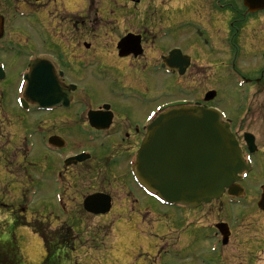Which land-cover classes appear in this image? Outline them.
Here are the masks:
<instances>
[{
  "label": "flooded vegetation",
  "instance_id": "flooded-vegetation-1",
  "mask_svg": "<svg viewBox=\"0 0 264 264\" xmlns=\"http://www.w3.org/2000/svg\"><path fill=\"white\" fill-rule=\"evenodd\" d=\"M171 2L167 0L168 5ZM180 2L181 9L150 14L148 19L160 18L170 29L157 48V43L148 42L147 25L124 33L110 55L104 48L91 49L93 59L86 53L81 58L77 55L72 36L59 45L53 31H49L53 34L50 43L43 42L41 50L34 47L36 55L27 59L42 60L52 69L55 81L71 90L62 95L68 100L67 106L62 101L51 111L38 110L35 105H30V110L40 116L49 112L55 127L66 122L67 135H58L66 142L62 148L52 149L56 164L53 173L40 172L36 178L28 174V186L24 184L20 192L8 190L4 199L9 202L0 203V264H246L236 261V252L256 242L237 240L232 221L238 215L232 214L231 207L242 211L251 205V194H264V9L254 5L251 9L245 0ZM5 3H15V10L8 15L0 13V57L14 54V61H22L21 48L29 45L27 33L33 28L22 24L14 12L25 10L48 18L56 0H0V4ZM128 3L135 8L141 4L140 0ZM36 6L40 10L34 11ZM89 6L88 22L92 13ZM64 11L70 14L60 8V15ZM16 18L19 21L13 20ZM188 24L194 26L192 33ZM129 34L139 37L140 53L122 59L120 40ZM84 47L91 52L90 45ZM174 49L190 57V66L183 74L163 67L164 57ZM96 60L104 74L121 78L123 94L91 95L98 76L87 71L96 67ZM122 61L128 65L123 67ZM27 68L28 64L25 71ZM133 86L150 90L165 86L171 95L141 116L137 106L144 101L139 97L143 95L133 92ZM180 101L211 108L234 138L242 160L250 165L238 174L246 173L247 179L233 188L243 189V198H232L227 190L219 201L189 208L159 204L138 186L131 165L154 123L147 122L149 113L161 104ZM39 123L46 128L43 120ZM74 126L82 133L75 135ZM99 126L105 129H97ZM71 140L84 148L69 153ZM81 153L86 158L76 163L72 158ZM44 184L53 189V198L42 206V199L35 202ZM91 197L94 200L87 204ZM89 208L102 213H90ZM161 223L167 228L162 234L156 233L153 225ZM111 232L116 236L111 237ZM30 238L34 242H29ZM153 239L158 245L156 251ZM256 246L263 250L264 240ZM42 252L44 256H40Z\"/></svg>",
  "mask_w": 264,
  "mask_h": 264
},
{
  "label": "rangeland",
  "instance_id": "rangeland-1",
  "mask_svg": "<svg viewBox=\"0 0 264 264\" xmlns=\"http://www.w3.org/2000/svg\"><path fill=\"white\" fill-rule=\"evenodd\" d=\"M162 3H165V5H162ZM88 5H90L89 11L91 10L92 12L89 15L91 19L90 22L87 20ZM181 6L182 2H180V0L176 2L172 0L169 5L167 4V0H141V4L139 3L136 8L124 0H56V4L48 10V18H44L45 16L33 15L24 10L27 16L25 20H22V24L25 23V26H32L31 28L33 29H31V32L27 33V37L30 41L29 45L22 46L21 48L22 61H14V54H1L0 58V61L5 63V70L9 75L6 81L0 83V203L9 202L8 199H4L8 190L15 189V191L17 190V192H20L24 184L28 186V174L36 178L40 172H46V175H49L55 171V156L47 150L45 143L53 136L67 135V132L64 131V127H67L66 122H64V125L61 123L58 127H55L51 120L53 116L44 115L43 113L40 116L39 113L34 111L28 113L19 109L16 103L19 96L17 89L21 83L20 73L22 72L23 74L25 72L24 68L29 64L27 58L36 55L37 51L35 48L41 50L39 47L44 45L43 42L48 41L50 43V41L53 40V34H50L51 32L49 31H53L54 36L58 37L56 41L59 42V45L63 40H66L68 36H72L76 46V53L77 55L80 54V58L83 53H86L85 56L93 59L92 50L96 47L104 48L107 55H110L111 50H115V45L119 42L120 37L128 30L138 25L140 29L143 25H147L150 33V35L148 34V42L151 44L157 42V46H155V48H157L159 43H163V40L157 41L155 32H160L161 34L162 30L167 32L170 29L167 28V24H165L162 19L160 20V18L148 19L150 18V14H152V11L169 9L176 11L181 9ZM39 8V6H36L33 10L38 11L40 10ZM60 8H64L71 15L65 11L60 15ZM11 10H15V3L0 4V13L2 15H8ZM132 11H137L139 14L137 16H129L130 14L127 12ZM95 12H99V16L96 15ZM50 14H52V16H50ZM173 16L175 17L176 15ZM61 19H63V22ZM61 25L63 28H61ZM67 27L70 28L68 31L66 30ZM188 27L190 33H192L194 26L188 24ZM58 28L59 30H57ZM66 33L68 34L67 36ZM34 44L36 46H34ZM85 44L90 45L91 52H86L88 50L84 47ZM149 47H151L152 50L154 49L151 45ZM130 55L131 53L125 55L121 54V57L124 59L130 57ZM124 63L125 62L122 61L123 67L128 65ZM87 74L98 76L95 77V80L97 79V85H95L93 93L91 92L92 96L96 93L105 97L109 96L110 93L123 94L120 85L121 78L115 77L113 73L110 72L104 74L101 70L99 60H96V67L87 71ZM112 79L117 80L119 84H114L115 81H112ZM130 88L133 92H141L140 94L143 95L139 97L144 101L137 106L141 116H143V112L148 113L154 106L166 101L171 95L169 91L165 90V86L160 89L152 88L151 90L148 88L142 89L139 86ZM41 120H43L45 123L44 126H46V128H43L46 131V142L43 140V134L38 130L40 129L39 121ZM73 132L75 135L82 133V131L78 132L76 126L73 127ZM29 135L33 136L32 142L34 143V147L30 157L26 158L23 155V149L25 147L24 140H26ZM71 144L69 148L70 151H68L69 153L79 151L81 146L84 148L83 145L79 146L74 140H71ZM25 155L27 156V153ZM47 188H49L47 184H44L43 192H40V197L37 198L35 204L39 203L42 199V206H45L48 200H52L53 189ZM259 199V195L251 194L249 196L251 205L242 211L245 215L241 214V220L238 221V224H235L237 240H252L256 242V245L258 242H261V240H264V214L258 211L257 203ZM44 200L46 202H44ZM32 206H34V204ZM236 210L237 209H232V212L236 213ZM153 226L155 227L156 233L160 234L164 233L165 228H167L166 226H162V223L161 225ZM38 228L39 226L34 228V234L37 232ZM110 235L111 237H115L116 233L114 232V235H112L111 232ZM111 239L114 240V238ZM28 241L34 242V239L30 238ZM151 242L153 243L152 247L154 250H158L156 240L153 239ZM256 245L241 246L236 252V261H244L246 264H264V248L262 250ZM40 256H44V253H40ZM95 256L99 257L96 254ZM201 257L206 260V257ZM36 259L38 258H35V260Z\"/></svg>",
  "mask_w": 264,
  "mask_h": 264
},
{
  "label": "water",
  "instance_id": "water-1",
  "mask_svg": "<svg viewBox=\"0 0 264 264\" xmlns=\"http://www.w3.org/2000/svg\"><path fill=\"white\" fill-rule=\"evenodd\" d=\"M132 42L128 36L123 45ZM33 64L27 98L41 107L53 105L58 84ZM138 156L137 172L144 186L170 202L191 207L219 199L243 169L229 133L212 111L194 107L172 109L151 128ZM233 193V192H231ZM264 211V197L259 203Z\"/></svg>",
  "mask_w": 264,
  "mask_h": 264
}]
</instances>
